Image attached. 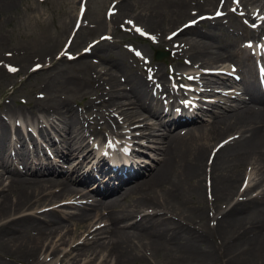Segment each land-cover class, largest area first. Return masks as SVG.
Returning <instances> with one entry per match:
<instances>
[{
  "label": "bare ground",
  "instance_id": "6f19581e",
  "mask_svg": "<svg viewBox=\"0 0 264 264\" xmlns=\"http://www.w3.org/2000/svg\"><path fill=\"white\" fill-rule=\"evenodd\" d=\"M143 1L147 6L135 15L133 11L139 7L131 0H120L108 23L130 21L148 30L155 38L148 42L151 46L164 44L174 49L179 59L182 52L183 57L191 61L186 67L189 72L199 73L198 70L211 68L223 59L236 58L238 63H243L244 58L228 50V46L219 51L213 42L228 31L237 39L255 34L239 24L238 18L230 12L222 17L221 23H210L203 33L195 26L164 41L163 21L171 24L193 17L191 9L210 13L211 9L218 8L219 0ZM229 3L232 6L231 0H225L219 11L226 12ZM255 4V9H264V0H240L246 12L244 18L253 23L256 20L247 7ZM7 5L0 0L1 9ZM106 22L95 17L92 29L99 30ZM104 42L94 46L91 52L96 55L94 61L88 60L90 54L85 53L72 61L74 66L62 71L75 75L76 81L69 88L57 91L51 79L40 80L33 101L27 103L31 110L28 117L6 103L0 107L3 112L0 114V264H15L14 260L46 264L49 261L45 254L50 252L52 258L60 251L62 256L56 260L57 264H76L80 259L84 262L96 254L103 258L99 264H107L109 258L108 264L111 260L116 264H264V92L253 81L245 79L238 86H241V94L247 96L246 101L237 97L233 107L216 113L206 111L209 121L196 124L198 112L205 116L200 106L192 115L187 116L185 110L177 115V107H173L174 94L164 85L162 90L170 105L165 111L161 98L155 99L151 94L153 85L149 86L145 79L147 70L140 58L122 44L119 46L123 51L115 54L112 43L108 39ZM51 50L49 46L39 51L31 67L28 66L31 52L15 55L30 73L32 68L47 64V60L41 59L42 55L52 60ZM1 51L0 45V66H5L7 59ZM137 51L141 56L150 57L145 49L139 47ZM96 59L106 65L99 74L96 68L100 64ZM172 73L177 74L178 69L174 68ZM151 74L166 83L162 68H151ZM216 76L215 72L202 74L197 84L201 87V98L208 92L214 93L210 87L217 83L213 78ZM86 99V107L78 109L75 103ZM222 100L208 106L218 103L226 106ZM115 115L131 126L129 128L139 131L136 135L145 140L142 145L146 148L139 152L149 156L153 152L157 165L152 166L147 179L123 189L115 197L87 203V208L78 203L90 198V193L84 190L105 195L113 179L96 185L92 183L93 175L71 177L72 174L60 171L48 161L50 157L42 151L44 149L39 152L34 136L50 142L56 161L70 163L81 153L78 142L98 134L102 123L109 125H106L108 128L116 125ZM151 118L155 120L153 123ZM17 120L20 124L12 127V134L11 122ZM182 125H190L184 134L174 131ZM156 126H161L163 133H155L159 129ZM231 132L229 136L239 134L238 138L224 147L221 145L211 159L208 202L202 183L207 166L205 154L209 156L221 139L213 146L211 142ZM26 141L31 143V149L25 147ZM148 149L151 152L147 153ZM157 154L160 157H155ZM137 155L129 157L132 159L129 168L134 164L138 167L137 162L143 161L138 159L140 154ZM247 166H251V171L245 174ZM254 170L260 179L256 178ZM244 176L248 186L240 193L239 185ZM255 185L262 188L260 193L243 201ZM130 194L135 198L122 208L120 199ZM236 196L239 198L234 201ZM66 208L77 212H63ZM132 218L136 220L126 222ZM63 221L74 222L73 231ZM65 247H69L67 251ZM84 264L95 262L89 260Z\"/></svg>",
  "mask_w": 264,
  "mask_h": 264
},
{
  "label": "rangeland",
  "instance_id": "374dc122",
  "mask_svg": "<svg viewBox=\"0 0 264 264\" xmlns=\"http://www.w3.org/2000/svg\"><path fill=\"white\" fill-rule=\"evenodd\" d=\"M114 1H118L119 3V0L82 1L86 6L87 12L84 17L82 27L77 32L76 37L74 38V41L72 43V47L68 50V54L70 55V57H75L76 56L75 54L79 53L85 45L98 39L99 36L105 35L110 32L114 33L115 36L113 43L119 44L120 42H123V45H127L126 46L127 48L129 44L138 45V47L147 50L150 53L151 58L153 57L152 55L156 50L159 49L164 50L165 46H160V48L157 47L154 48L151 45H148L147 43H142L141 41L139 42L135 41V39L131 37L130 34H123L122 32H120L119 28L121 29V27L128 26L127 23H125V21L122 23V20L115 25L106 23L105 26L99 30L91 29L92 21L95 19V17H100L101 19H104L110 11L107 10L108 7L110 6V3ZM131 1L133 2L134 5L136 4V7H139L137 11H133L135 15L141 9H145V7L147 6V2H144L143 0H131ZM3 2L8 3V5L6 7H3V9L0 8V45L2 46L1 52L3 53V55L6 56L7 59L6 63L8 64H6L5 66H0V107L6 103L15 110L22 111L26 115V117H28L31 110L27 106V103L33 101V98L38 91L40 80L51 79L53 86L57 91H60L65 88H69L72 85V83L76 81L75 75L69 72H62L68 70V67L74 66L71 60H67V58L64 56L61 58V60H59V57H56V55H58L61 48L64 47V43L66 39L69 37L68 36L69 33L72 32V27L74 25V18L77 12V8L79 7L78 6L79 0H3ZM190 11L195 12L193 9H191ZM212 11L213 10H211L210 12ZM197 12L203 14L206 13L207 11L198 10ZM186 19L191 20L192 18L187 17ZM181 21H184V19L180 20V22ZM180 22L178 21L176 23L169 24L166 22V20L163 21L162 24L164 25H162V34L164 35L175 30L180 25L179 24ZM218 22L221 23V20H219ZM120 24H123L124 26L122 25L118 27V25ZM208 28H209L208 23L197 25V30L202 33L205 32ZM185 36L190 37L189 34H186ZM241 41L242 39L237 40L234 38L233 35L227 34L226 32L225 34L221 35L218 40L217 39L214 40L216 44L220 42L219 43L220 46H229L228 48L235 49V51L237 52H239L237 47L240 45ZM49 46L52 47L51 52H53V58L51 60L52 64L48 65L50 61L46 59L44 55H42L41 59L47 60V64L43 63L40 70H38L37 72L33 71L34 68L31 69L30 73L24 70L26 68H23L22 64L19 63L15 55L17 53L22 54V51L31 52L32 55H29L31 59L28 61L29 63L28 66L31 67V65H34L35 59L39 57L38 56L39 51L43 52L44 49ZM148 46L151 49H148L147 48ZM118 50H120V48L116 46L113 49V52H116ZM88 58H89L88 60L91 59L92 61H94L92 56H89ZM128 60L131 59L128 58ZM168 60H170V56H167L164 59L165 65L161 64L164 61H160V62L153 61V63H155L156 66L160 65L161 67H163V70L165 71L168 70L167 67ZM145 63H147V61H145ZM181 63L183 64L182 61ZM99 64L100 65L96 68L97 74H99V71L102 70V68L106 67L105 64H101L100 62ZM9 66L18 69L19 71L14 75L8 71ZM183 66L185 65L183 64ZM253 71H254V77L252 78V80L254 81L255 70L253 69ZM117 74L119 75V73ZM86 102L87 99L83 101L78 100L75 104H77L78 109L83 110L86 107ZM88 113L87 116H89L91 119L92 116ZM0 114L3 115V112L0 111ZM118 121L120 123L122 121L121 118L117 119V124ZM158 128L159 130H157L155 133L157 134L162 133L163 132L161 131L162 127H158ZM182 130L183 129L181 128L180 131ZM231 133L225 134L221 138H218L216 141L211 142L210 145L213 146L218 140L220 139L222 140L224 138L230 137L229 135H231ZM12 140H14V137H12ZM41 140L44 141V139ZM153 145H157V144H153ZM219 146L220 144H217L211 153L214 154L215 151L219 148ZM147 151L149 153L151 150L148 149ZM153 155L154 153H151L150 156L146 155L139 157V159L143 160L144 162H141L139 168L137 169L138 176L135 175L136 177H133L131 179L132 181L125 183L124 185H119V187L117 186L118 188L115 187L114 189L109 191V193L106 195V199L115 197L119 195L123 191V189L132 186L137 182L147 179L151 172L152 166L157 165L155 158H153ZM206 155L207 154H205V162L207 163V166L205 168V180L203 177L202 183L203 186L206 188L205 190L206 200L209 202V192H210V183H211L209 178V173H210L209 165L211 160L210 159L211 154L209 156V159L207 158V161H206ZM155 157H160V155L157 154L155 155ZM250 171H251V166H247V169L245 170V174ZM254 172L256 178L258 177L260 179L261 176L259 175V173H256V170H254ZM240 183H242V180L240 181ZM254 183L255 181L252 184ZM259 186L260 185H255V187L251 190V192L246 197H243V201L257 196V194H259V192L262 189ZM94 198H88V199H94ZM134 198L135 196L131 194L122 197L120 199L122 208H125L127 205L131 204V200H133ZM238 198L239 196H236L234 201H237ZM84 201L86 202V200ZM45 209L48 210V208ZM40 211L41 210L37 211V213H40ZM63 212H75V210L73 208H66L65 210H63ZM207 214L210 216L209 209L207 211ZM211 217H215V216L212 215ZM134 220H136V218H132L131 220L126 222L129 223V222H133ZM63 223L69 225V229L73 231L74 222L63 221ZM210 224L212 225L214 223L211 222ZM101 237L102 236L100 235L99 238ZM217 244H220V242H218ZM68 248L69 247H65L66 251L68 250ZM49 254L50 252L45 254V259L49 261V263L46 264H57L56 260L62 256L61 251L58 253V255L52 258L49 257ZM99 256L100 254L89 256L88 259H85L84 262L83 259H80V261H78V263L76 264H84L86 261L89 260H93L95 264H99L103 260V258H99ZM109 260L110 258L107 260V264ZM14 263L28 264L27 262L25 263L19 260H14ZM109 264H116V263L114 262V260H111ZM135 264H139V263H135Z\"/></svg>",
  "mask_w": 264,
  "mask_h": 264
},
{
  "label": "snow or ice",
  "instance_id": "6c2138e0",
  "mask_svg": "<svg viewBox=\"0 0 264 264\" xmlns=\"http://www.w3.org/2000/svg\"><path fill=\"white\" fill-rule=\"evenodd\" d=\"M235 2H238V0H234V3ZM221 3L223 4V0H221ZM233 11H235V9H232ZM82 12H83V9H82ZM216 15L219 17V16H221V15H223V13L222 12H220V11H217V13H216ZM254 27L256 26V25H253ZM136 31L140 34V35H146V33L145 32H143L140 28H136ZM174 35H176L175 33H173V36ZM150 39H155L154 37H149ZM172 37H169V39H171ZM249 46H251V45H249ZM62 55H63V53H62ZM136 55L137 56H140L141 55V53L140 52H136ZM69 58H71V57H69ZM8 71L9 72H16V71H18V69H16V68H14V67H9L8 68ZM150 79H151V77H149ZM189 79H192V77H189ZM247 183V182H246Z\"/></svg>",
  "mask_w": 264,
  "mask_h": 264
}]
</instances>
